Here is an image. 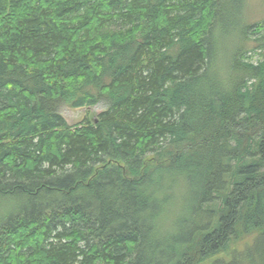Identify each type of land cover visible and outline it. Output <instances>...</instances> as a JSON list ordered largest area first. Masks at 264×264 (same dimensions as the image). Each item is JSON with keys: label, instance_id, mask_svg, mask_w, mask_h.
Returning a JSON list of instances; mask_svg holds the SVG:
<instances>
[{"label": "trees", "instance_id": "16d2710c", "mask_svg": "<svg viewBox=\"0 0 264 264\" xmlns=\"http://www.w3.org/2000/svg\"><path fill=\"white\" fill-rule=\"evenodd\" d=\"M246 10L0 0V264H264V20Z\"/></svg>", "mask_w": 264, "mask_h": 264}, {"label": "rangeland", "instance_id": "374dc122", "mask_svg": "<svg viewBox=\"0 0 264 264\" xmlns=\"http://www.w3.org/2000/svg\"><path fill=\"white\" fill-rule=\"evenodd\" d=\"M246 2V14L244 18L251 19L254 23H258L264 20V0H245ZM258 57V56H255ZM101 104L82 109H70L68 107L61 108V114L65 117L69 124H74L79 122L84 115H87L89 118L95 119L96 115L103 110Z\"/></svg>", "mask_w": 264, "mask_h": 264}]
</instances>
